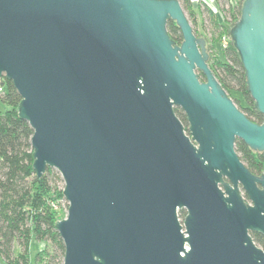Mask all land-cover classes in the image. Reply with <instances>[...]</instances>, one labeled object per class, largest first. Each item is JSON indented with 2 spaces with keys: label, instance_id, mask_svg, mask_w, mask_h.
<instances>
[{
  "label": "water",
  "instance_id": "obj_1",
  "mask_svg": "<svg viewBox=\"0 0 264 264\" xmlns=\"http://www.w3.org/2000/svg\"><path fill=\"white\" fill-rule=\"evenodd\" d=\"M240 14L230 37L264 116V0ZM207 44L179 0H0V79L21 96L38 178L64 180L63 264H264V174L235 148L264 152V121L217 80Z\"/></svg>",
  "mask_w": 264,
  "mask_h": 264
},
{
  "label": "trees",
  "instance_id": "obj_2",
  "mask_svg": "<svg viewBox=\"0 0 264 264\" xmlns=\"http://www.w3.org/2000/svg\"><path fill=\"white\" fill-rule=\"evenodd\" d=\"M179 1L194 25L198 24L199 9L195 8L191 0ZM215 1L222 5L225 18H219L206 3H201V7L207 13L218 41L227 34L229 43L221 49L220 55L216 54L210 58L209 66L240 110L252 122L261 124L264 116L258 112L248 92L242 59L230 37L231 29L241 15L243 0H239L237 4L228 0ZM167 28L172 39L181 44L182 33L175 21L170 20ZM236 93L242 95L241 99L236 98ZM20 101L21 96L14 88L13 82L6 77L1 78L0 264H31L30 244L35 239L39 242L40 249L34 264H63L65 245L56 222L65 218L64 211L59 206L60 200H65L64 180L55 168H48L43 176L38 178L33 168V128L19 113ZM176 114L179 117L184 116L183 111L177 107ZM236 148L252 173L264 174V152L252 150L241 140L237 142ZM54 205H57V208ZM184 215L185 211L182 210L181 216ZM251 235L256 245L264 248V236L254 232Z\"/></svg>",
  "mask_w": 264,
  "mask_h": 264
},
{
  "label": "rangeland",
  "instance_id": "obj_3",
  "mask_svg": "<svg viewBox=\"0 0 264 264\" xmlns=\"http://www.w3.org/2000/svg\"><path fill=\"white\" fill-rule=\"evenodd\" d=\"M211 8L215 11V14L218 15L219 18H225L224 15V10L222 5L221 6H217L216 9L215 7H212V5H210ZM226 5H224L225 7ZM184 8V7H183ZM202 8V7H201ZM198 8L199 13H198V24L194 25V23L192 22L190 16L188 15L187 11L185 10L186 16H188V19L192 25V27L194 26L196 29V32H198L199 36L207 38L208 39V44H207V49L209 50L210 53V57H209V62H210V58H213L214 56L220 55L221 49L225 46V39L227 34H224L223 37L221 38L222 40L218 41V36L215 35L214 33V28L210 25L209 22V18L208 15L205 11H203V8ZM203 11V13H201ZM198 25V26H197ZM217 40V41H216ZM236 98L241 99L242 95L237 94L236 93ZM68 201L65 202V200H60V208H62V210L64 211V216H67V209H68ZM30 257H31V264L35 263V259H36V254L38 252V250L40 249V244L38 241L33 240L30 244ZM2 261V259L0 258V262Z\"/></svg>",
  "mask_w": 264,
  "mask_h": 264
},
{
  "label": "flooded vegetation",
  "instance_id": "obj_4",
  "mask_svg": "<svg viewBox=\"0 0 264 264\" xmlns=\"http://www.w3.org/2000/svg\"><path fill=\"white\" fill-rule=\"evenodd\" d=\"M194 27V26H193ZM194 31H195V34L197 35V36H199V34H198V32H196V29H195V27H194ZM201 73V72H200ZM201 80L203 81V74L201 73ZM180 109V108H179ZM183 115L184 116H181L180 117V119H181V122H182V124H183V127L185 128V132L188 134V135H190V128H189V126H190V123H189V120H188V117H186V115L184 114V112H183ZM178 116V115H177ZM179 117V116H178ZM240 139H238L237 141H236V143H235V148L237 147V142L239 141ZM242 141V140H241ZM236 151H237V153H238V155H239V157H240V154H239V152H238V150H237V148H236ZM241 159V158H240ZM242 160V159H241ZM256 174V173H255ZM257 175H259V174H257ZM260 175H262V174H260ZM240 189H241V192L244 194V197L246 196V193L245 192H243V190H242V186L240 185ZM181 211L182 210H180L179 211V217L183 220L184 218H185V215H186V211H185V215L182 217L181 216Z\"/></svg>",
  "mask_w": 264,
  "mask_h": 264
},
{
  "label": "crops",
  "instance_id": "obj_5",
  "mask_svg": "<svg viewBox=\"0 0 264 264\" xmlns=\"http://www.w3.org/2000/svg\"><path fill=\"white\" fill-rule=\"evenodd\" d=\"M195 8H201V3H206L208 5H212V7L221 6L220 4H217L215 0H191ZM222 19V18H221Z\"/></svg>",
  "mask_w": 264,
  "mask_h": 264
},
{
  "label": "built area",
  "instance_id": "obj_6",
  "mask_svg": "<svg viewBox=\"0 0 264 264\" xmlns=\"http://www.w3.org/2000/svg\"><path fill=\"white\" fill-rule=\"evenodd\" d=\"M229 2H231V3H235V4H237V2L239 1V0H228ZM229 43V37H227L226 39H225V46H227V44ZM65 202H66V200H65ZM55 206V208H57V205H54Z\"/></svg>",
  "mask_w": 264,
  "mask_h": 264
}]
</instances>
